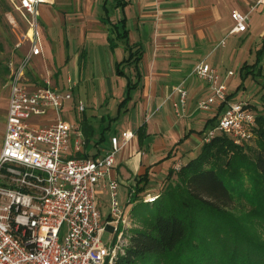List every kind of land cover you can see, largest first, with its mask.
I'll return each mask as SVG.
<instances>
[{
  "label": "crops",
  "instance_id": "obj_1",
  "mask_svg": "<svg viewBox=\"0 0 264 264\" xmlns=\"http://www.w3.org/2000/svg\"><path fill=\"white\" fill-rule=\"evenodd\" d=\"M118 1L57 0L59 4L52 6L54 1L51 0L50 4L40 5L38 22L42 33V53L32 59L25 72L24 83L30 87L44 85L37 67L46 64L57 67L59 62L60 68L72 65L77 70L75 81L67 72L64 84L57 71L55 77L60 78L49 84L58 91L70 88L72 98L64 102L62 116L66 122L77 126L85 138V145L79 153L74 152V141L71 142L69 156L94 159L110 148L111 137L120 136L123 132L134 134V139L115 155L109 174L110 179L118 183L117 200L120 198L122 204L119 205L125 208L128 192H134L137 182L145 174L147 183L137 194V201H142L147 195L158 196L167 168L176 162L183 165L178 157L182 146L191 147L186 156H191L190 160L195 158L194 150L201 146L203 133L223 113V106L208 112L197 109L196 102L210 94L207 86L191 75L197 63L203 61L217 69L227 85L229 100H242L240 96L245 90L246 79L240 82L225 78L231 71H226V65L236 57V47L240 44L237 43L235 50H226L225 39L248 32L250 19L246 32L230 34L233 27L230 13L233 10L242 14L247 12L242 9L240 0H121L120 4H126L117 7ZM61 5L66 9L60 10ZM217 35L223 36L217 40ZM222 41L224 45H220ZM219 48L223 49L222 52L210 65L206 59ZM247 49L251 52V46ZM28 51L29 44L24 54L18 51L19 59L15 63L19 64ZM206 52L204 59H198L199 54ZM263 62L264 54L261 68ZM91 67L92 79L93 73L98 75V69L103 76L97 81L96 90L93 82L81 79V71ZM181 83L188 96L185 112L177 118L173 105L178 103L179 95L175 87ZM80 86H84L81 93ZM76 92L78 96L89 94L91 99V95H96L92 101L100 102L98 112L91 115L78 112L75 119H69L64 111L75 110L74 103L80 102L74 99ZM247 92L251 98V89ZM111 98L118 101L116 110L109 113L105 104ZM51 119L52 113L48 119L37 123L41 121L42 125H48ZM112 123H118V129L106 137L103 131L110 130ZM139 127L143 128L140 137L135 135ZM102 195L108 197L107 205L100 199ZM96 204L103 221L108 220L111 199L103 184L96 188Z\"/></svg>",
  "mask_w": 264,
  "mask_h": 264
},
{
  "label": "built area",
  "instance_id": "obj_2",
  "mask_svg": "<svg viewBox=\"0 0 264 264\" xmlns=\"http://www.w3.org/2000/svg\"><path fill=\"white\" fill-rule=\"evenodd\" d=\"M7 1L23 16L28 28L15 47L20 49L25 40L29 51L10 68L0 147V264H116L123 242L118 228H128L131 220L118 204V183L109 174L115 155L134 139V134L123 132L111 137L110 148L94 159L68 155L72 141L74 152H81L85 145L80 129L62 116L64 102L72 98L70 88L58 91L49 84L30 87L24 83L28 65L42 53L38 8L51 0ZM256 9L264 11V0H256L245 14L233 10L230 34L246 32L249 14ZM191 75L210 92L196 102L197 109L208 112L224 108L218 121L203 133L202 144H209L218 136H226L237 147L252 140L259 112L248 101L229 100L221 75L205 62L197 63ZM232 76L234 72L228 71L225 78ZM175 91L179 101L173 105L174 113L181 118L188 92L182 83ZM77 110L84 112L81 102ZM50 113L48 125L37 123L48 119ZM261 113L264 116V109ZM181 166L176 162L173 170L177 172ZM100 184L107 187L111 199L110 215L104 221L96 204V188ZM133 194L128 192L127 203H131ZM157 197L147 195L142 201L152 204ZM106 230L111 237L108 244H103Z\"/></svg>",
  "mask_w": 264,
  "mask_h": 264
},
{
  "label": "trees",
  "instance_id": "obj_3",
  "mask_svg": "<svg viewBox=\"0 0 264 264\" xmlns=\"http://www.w3.org/2000/svg\"><path fill=\"white\" fill-rule=\"evenodd\" d=\"M120 1L117 7L126 4ZM263 54L264 41L256 61L240 67L241 81L262 75ZM260 90L264 109V81ZM258 112L250 156L218 136L179 171L167 172L152 204L138 202L131 214L143 207L140 228L125 238L116 264H264V241L253 229L255 220L264 224V116ZM142 131L139 127L135 135ZM241 169L250 178L249 189L243 188ZM146 179L145 174L137 182L131 202L138 200Z\"/></svg>",
  "mask_w": 264,
  "mask_h": 264
},
{
  "label": "rangeland",
  "instance_id": "obj_4",
  "mask_svg": "<svg viewBox=\"0 0 264 264\" xmlns=\"http://www.w3.org/2000/svg\"><path fill=\"white\" fill-rule=\"evenodd\" d=\"M54 3L52 6H56L57 0H53ZM241 4L243 6L242 9L246 10L248 13L250 10V4H254L256 0H240ZM45 7V6H43ZM60 10H65L66 6L61 5L59 7ZM58 8V9H59ZM250 19V27L248 32L240 35H234V36H229L225 39L226 42V50L227 49H232L235 50V47L237 46V43L240 44L239 47H236V57L230 60L229 65H226V71L227 69H230L231 71L234 72V76L231 77L233 80L241 82V78L239 76V66L242 65L244 62L247 64H253L256 61V54H257V47L261 46L262 44V39H264V11L261 9H256L254 12L250 13L249 16ZM27 24L26 20L23 18V16L17 12L10 3L7 0H0V147L3 139V134H4V127H5V119H6V111L8 108V83L9 80L11 79V66L16 65L15 61L19 59V52L24 54L25 51L28 49V42L24 40L22 43V47L20 49H17L15 46L21 39V35L26 33L27 31ZM42 35L41 31H39V35ZM50 36V33H48ZM223 35H217V40H220ZM244 43V44H243ZM251 46V52L248 51V47ZM224 48V49H225ZM240 48V49H239ZM223 49L219 48L216 50L213 54L210 55L209 58L206 59L207 63L210 65H213V59L217 56V54L221 53ZM235 51V53H236ZM207 52L204 54H199L198 59H204L206 56ZM224 56L227 57V53L224 54ZM59 57L57 58L58 61ZM18 64V63H17ZM261 64V61L260 63ZM75 67V66H74ZM29 68V65L28 67ZM91 68H88V70L85 71L83 69L81 71V79L83 81L88 80V82H93L94 88L96 90V86L98 87L97 81L102 79V75L100 70L98 69V75H94V79L91 78ZM37 71L39 75H41V82L44 83V85L47 84H52L55 80L58 81L60 77H62L61 81L63 83H66V73L68 72L69 76L73 81H75L78 77L77 70L72 67V65L65 66L63 68H60L59 62H57V67L51 65V64H46L45 66H39L37 67ZM59 71V78L55 77V74ZM61 71V72H60ZM95 71V70H94ZM86 72V77H84ZM191 76V75H190ZM264 81V62L262 65V75L261 76H256V77H248L245 80V90L243 91V94L240 96L243 101H248L250 106L256 110V111H261L263 106L260 103V88L261 84ZM44 85H38L40 87H43ZM60 87V86H59ZM57 89V88H56ZM251 89V98L248 97L249 91ZM59 90V89H58ZM61 90V87H60ZM81 90L84 91V86H80V93ZM246 91V92H245ZM95 93V92H94ZM74 99L80 100L81 104L83 107H85L84 114L86 115H91L95 114L99 110V103L100 102H94L92 99L96 95H91L92 99L88 96L80 94V96L77 95V92L74 94ZM246 97H248L246 99ZM118 100L112 99L108 100L106 102V106L108 108L107 112H114L116 110V103ZM78 102V101H77ZM77 102H75V110L73 111H64L67 112V116L69 119H75V116L78 114L77 111ZM73 104V105H74ZM68 108V107H65ZM74 109V108H73ZM63 112V111H62ZM102 112V111H101ZM106 112V113H107ZM64 116V114H62ZM100 114L99 116H101ZM97 120V119H95ZM107 120V118H106ZM118 123H112L110 130H105L104 135L108 137L110 133L118 129ZM105 126V124H102V127ZM96 129H98V124ZM256 141H257V136L255 135L252 140H250L248 143L242 146V150L246 152V155L251 153V150L256 149ZM202 142V141H201ZM200 142V143H201ZM200 145V144H199ZM202 144L200 147H198L197 150H194L195 154H199L201 152ZM188 149L190 148H185V146H182V153L178 155L179 159L182 160L183 165H186L190 159L191 156H186V151H189ZM250 156V155H249ZM178 161V160H177ZM173 169L172 167L167 168V172L169 170ZM240 178H242L243 181V188L249 189V181L250 178L245 174V171L241 169L240 171ZM164 185V184H163ZM162 187V185H161ZM162 190V189H161ZM100 199L103 201L104 205H107V196L102 195ZM120 198L118 199V204H122L120 201ZM101 201V202H102ZM138 204V201H134L131 203H128L125 205L124 208V216L125 217H130L131 223L128 228L124 227L123 225L119 226L118 232H122L121 239H123L122 242V248L125 243V238L130 236L134 230H138L140 228V213L143 210V207L139 205L140 207L135 210L134 215L132 216V211L134 210V207ZM245 210L248 211V207L245 205ZM236 215L237 212H235ZM255 226L253 229L255 230V235L256 237L260 238L261 240L264 241V224L259 223L257 220H255ZM111 237V232L109 230H106L102 236V243L103 244H108V240Z\"/></svg>",
  "mask_w": 264,
  "mask_h": 264
}]
</instances>
